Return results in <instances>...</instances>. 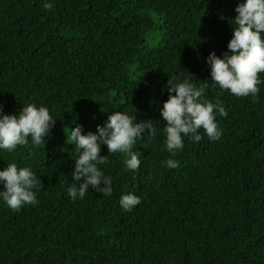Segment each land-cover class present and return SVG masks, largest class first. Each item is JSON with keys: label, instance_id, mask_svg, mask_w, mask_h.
<instances>
[{"label": "trees", "instance_id": "16d2710c", "mask_svg": "<svg viewBox=\"0 0 264 264\" xmlns=\"http://www.w3.org/2000/svg\"><path fill=\"white\" fill-rule=\"evenodd\" d=\"M0 0V104H43L57 119L40 147L0 150V168L30 167L39 203L14 211L0 200V264H264V84L237 97L213 85L206 59L232 38L240 0ZM208 81L228 111L219 140H185L168 169L160 110L170 78ZM264 79V73L259 74ZM112 112L152 119L137 142L141 166L101 155L111 196L67 195L78 153L66 132L97 131ZM3 186L0 185V190ZM128 192L141 203L125 212Z\"/></svg>", "mask_w": 264, "mask_h": 264}, {"label": "clouds", "instance_id": "9594fccd", "mask_svg": "<svg viewBox=\"0 0 264 264\" xmlns=\"http://www.w3.org/2000/svg\"><path fill=\"white\" fill-rule=\"evenodd\" d=\"M44 8L52 11L54 3L45 0ZM233 19L232 38L222 55L211 51L206 62L210 68V81L220 89L230 91L237 97H255L260 92L259 85L264 84L259 74L264 73V0H240ZM193 76L185 75L170 78L165 86L168 99L160 110L165 122L164 148L170 158L162 161L168 169L180 167L175 157L185 147V140L200 142L203 134L211 140H219L222 130L218 127L217 117H227L228 111L217 98L208 99V81L202 85L194 82ZM57 119L43 104L34 103L23 106L17 113H6L0 104V150L15 152L18 146L40 147L45 139L51 137ZM158 128L152 119L138 120L137 112H112L103 125H97V131L84 134L83 127L77 124L66 132L67 143L75 145L78 158L71 172L72 183L66 188L73 202L83 200L89 189L102 196H111L113 180L100 166L109 164V155H101L106 145L109 154H123L126 169L136 172L141 166V153L134 151L137 142L154 140ZM42 183L30 167H20L9 163L0 168V200L14 211L25 205H37V192ZM120 206L125 211L133 210L141 203V197L128 192L120 198Z\"/></svg>", "mask_w": 264, "mask_h": 264}]
</instances>
